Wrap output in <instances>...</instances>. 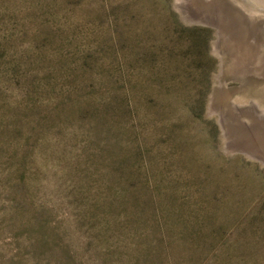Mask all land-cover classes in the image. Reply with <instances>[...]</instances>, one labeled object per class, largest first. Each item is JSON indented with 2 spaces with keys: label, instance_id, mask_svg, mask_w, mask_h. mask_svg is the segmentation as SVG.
<instances>
[{
  "label": "rangeland",
  "instance_id": "obj_1",
  "mask_svg": "<svg viewBox=\"0 0 264 264\" xmlns=\"http://www.w3.org/2000/svg\"><path fill=\"white\" fill-rule=\"evenodd\" d=\"M174 3L0 0V264H208L193 261L192 247L180 241L199 234L212 239L217 229L219 243L209 259L264 264V40L248 41L247 23L240 19L246 43L239 41L233 51L225 45L231 27L220 32L222 22H230L220 5L191 3L202 18L218 20L221 40L210 27L183 22ZM173 15L184 27L209 31L208 61L174 42ZM248 18L261 25L264 20L258 14ZM52 29L69 50L100 52L104 46L105 62L125 80L133 76L125 62V55L135 58L132 49L176 48L170 122L183 139L181 151L171 154L151 113L142 110L130 122V143L143 153V173L159 184L152 193L156 220H94L89 199L98 183L79 177L78 160L65 148L71 144L32 121L30 113L44 103L25 98L26 76L12 73L11 66ZM9 44L15 53L3 52ZM216 48L227 63L226 83L220 80L221 60L212 53ZM75 53L67 55L73 59ZM29 63L33 76L39 67ZM220 114L227 121L223 127Z\"/></svg>",
  "mask_w": 264,
  "mask_h": 264
},
{
  "label": "trees",
  "instance_id": "obj_2",
  "mask_svg": "<svg viewBox=\"0 0 264 264\" xmlns=\"http://www.w3.org/2000/svg\"><path fill=\"white\" fill-rule=\"evenodd\" d=\"M172 19L174 42L182 49L195 50L208 61L209 31L184 27L174 15ZM44 35L11 66L12 73L26 76L25 98L44 103V109L34 108L30 113L32 121L47 134L56 135L64 145L71 144L65 148L78 160L79 177L98 183V191L89 199L94 220H156L158 210L152 193L159 184L151 183L143 173V153L130 143V122L133 117L142 116L143 111L151 113L153 120L162 124V141L170 144L171 154L181 151L183 139L170 122L175 110L172 58L176 48H135L131 52L135 58L130 61L123 51L126 68L133 71V76L125 80L120 71L115 73L105 62L104 46L100 52L80 47L69 50L54 29ZM2 48L7 54L16 52L15 44ZM70 51H76L73 59L67 55ZM79 53L83 55L78 56ZM30 59L33 66L39 67L33 76L27 70ZM120 64L125 66L122 61ZM6 119L13 121L15 117ZM21 120L18 117L16 124ZM219 230L214 231L212 239L199 234L180 243L192 247L193 261L220 264L218 255L209 259L210 249L218 246Z\"/></svg>",
  "mask_w": 264,
  "mask_h": 264
},
{
  "label": "bare ground",
  "instance_id": "obj_3",
  "mask_svg": "<svg viewBox=\"0 0 264 264\" xmlns=\"http://www.w3.org/2000/svg\"><path fill=\"white\" fill-rule=\"evenodd\" d=\"M200 3L202 6H217L220 5L222 7L224 15L230 17L229 24L222 22V25H218L220 27V32L225 31L228 27H231L229 32L231 33L230 42L225 45L228 46L231 50L234 51L238 47H241L242 44L246 43L244 40V33L242 32V29H239L240 19H244L247 23V36L248 41L253 38L258 41L264 40V20L261 22V24H256L255 21L251 20L252 18H248V16H255L258 14L259 17L264 18V13H261V11L264 12V0H192L191 3ZM222 4V5H221ZM198 5V4H197ZM226 11V12H225ZM229 13V14H228ZM247 16V17H246ZM220 24V23H219ZM228 24V25H227ZM224 26V27H223ZM246 26V27H247ZM242 28V27H241ZM229 33V34H230ZM239 34V35H238ZM258 34V37H257ZM247 39V38H246ZM221 40V38H220ZM239 41L242 43H239ZM259 43V42H258ZM221 44V43H220ZM233 54V53H232ZM224 83V82H223Z\"/></svg>",
  "mask_w": 264,
  "mask_h": 264
},
{
  "label": "water",
  "instance_id": "obj_4",
  "mask_svg": "<svg viewBox=\"0 0 264 264\" xmlns=\"http://www.w3.org/2000/svg\"><path fill=\"white\" fill-rule=\"evenodd\" d=\"M174 9L178 12L181 20L187 24L190 25H201L205 27H210L214 30H216V36L220 39L221 34H219L217 29L218 27V20L216 18L210 17V18H202L203 16L200 14L201 12L196 10L195 7L190 3V0H175L174 3ZM212 53L217 54V56L220 58V71L221 76L220 80L223 82H227L230 77L225 74V68H227V63L225 62L223 58L222 52L217 48L212 51ZM218 122L223 127L225 123H227L225 115L220 114L219 115ZM229 122V121H228Z\"/></svg>",
  "mask_w": 264,
  "mask_h": 264
}]
</instances>
